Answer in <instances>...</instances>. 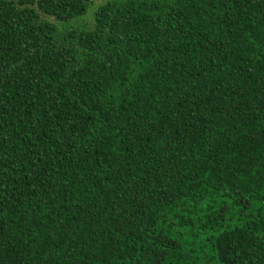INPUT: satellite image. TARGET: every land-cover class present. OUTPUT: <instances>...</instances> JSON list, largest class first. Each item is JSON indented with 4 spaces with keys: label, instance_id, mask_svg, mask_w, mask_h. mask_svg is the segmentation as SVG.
Here are the masks:
<instances>
[{
    "label": "trees",
    "instance_id": "obj_1",
    "mask_svg": "<svg viewBox=\"0 0 264 264\" xmlns=\"http://www.w3.org/2000/svg\"><path fill=\"white\" fill-rule=\"evenodd\" d=\"M90 2L0 0V264H264V0Z\"/></svg>",
    "mask_w": 264,
    "mask_h": 264
},
{
    "label": "rangeland",
    "instance_id": "obj_2",
    "mask_svg": "<svg viewBox=\"0 0 264 264\" xmlns=\"http://www.w3.org/2000/svg\"><path fill=\"white\" fill-rule=\"evenodd\" d=\"M111 1H117V0H91V2L88 4V7L86 9V13L82 17H79L76 20L69 23V25L77 29L81 27L83 28L91 27L93 24V16L96 8H98L100 5L105 4L106 2H111ZM45 19L55 23L53 18L47 17Z\"/></svg>",
    "mask_w": 264,
    "mask_h": 264
}]
</instances>
